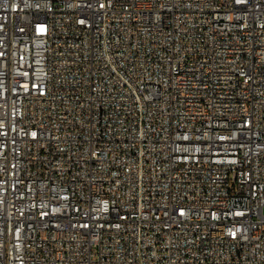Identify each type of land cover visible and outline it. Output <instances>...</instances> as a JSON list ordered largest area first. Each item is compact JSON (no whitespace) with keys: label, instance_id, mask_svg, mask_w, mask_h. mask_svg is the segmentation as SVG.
Instances as JSON below:
<instances>
[{"label":"built area","instance_id":"1","mask_svg":"<svg viewBox=\"0 0 264 264\" xmlns=\"http://www.w3.org/2000/svg\"><path fill=\"white\" fill-rule=\"evenodd\" d=\"M264 0H0V264H264Z\"/></svg>","mask_w":264,"mask_h":264},{"label":"rangeland","instance_id":"2","mask_svg":"<svg viewBox=\"0 0 264 264\" xmlns=\"http://www.w3.org/2000/svg\"><path fill=\"white\" fill-rule=\"evenodd\" d=\"M263 213H264V207H263Z\"/></svg>","mask_w":264,"mask_h":264}]
</instances>
